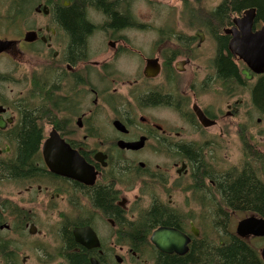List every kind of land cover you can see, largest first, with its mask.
<instances>
[{"label":"flooded vegetation","instance_id":"1","mask_svg":"<svg viewBox=\"0 0 264 264\" xmlns=\"http://www.w3.org/2000/svg\"><path fill=\"white\" fill-rule=\"evenodd\" d=\"M24 118L39 131L25 146ZM257 200L264 19L255 7L0 0V264H160L230 245L207 243L208 232L244 241L264 264V236L236 233L243 220H264ZM163 228L190 240L185 255L154 245Z\"/></svg>","mask_w":264,"mask_h":264},{"label":"trees","instance_id":"2","mask_svg":"<svg viewBox=\"0 0 264 264\" xmlns=\"http://www.w3.org/2000/svg\"><path fill=\"white\" fill-rule=\"evenodd\" d=\"M240 2L255 7L258 10V16L264 19V0H240ZM16 130L22 132L24 146L27 139H35L39 132L33 118H24ZM254 205L261 210L264 209L263 200H257L254 202ZM224 237L223 235H219L217 244L225 242L230 244L229 246L220 248L218 245L217 248L205 247V249L202 246H198V248L192 249L191 253L182 259L177 257H163L160 264H257L253 257V252L244 241L233 235L227 236V240H224ZM206 242H211L207 236Z\"/></svg>","mask_w":264,"mask_h":264},{"label":"water","instance_id":"3","mask_svg":"<svg viewBox=\"0 0 264 264\" xmlns=\"http://www.w3.org/2000/svg\"><path fill=\"white\" fill-rule=\"evenodd\" d=\"M255 18V10H250L244 15V19L252 20ZM244 60L253 65L260 62L259 58H244ZM193 233L199 237V231L193 226ZM237 235L241 239H247L250 236L263 237L264 236V220L250 218L243 220L239 223L237 228ZM152 242L159 249V251L167 254H178L180 256L185 255L188 252V244L190 240L182 233L173 229H159L152 237ZM262 258L264 259V251L262 252ZM92 264H98L96 261H92Z\"/></svg>","mask_w":264,"mask_h":264},{"label":"rangeland","instance_id":"4","mask_svg":"<svg viewBox=\"0 0 264 264\" xmlns=\"http://www.w3.org/2000/svg\"><path fill=\"white\" fill-rule=\"evenodd\" d=\"M206 236L211 240V243L217 244V242L219 241L218 240L219 239V234L218 233H210V232H208Z\"/></svg>","mask_w":264,"mask_h":264}]
</instances>
